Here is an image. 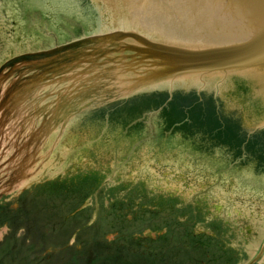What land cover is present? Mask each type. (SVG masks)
I'll return each instance as SVG.
<instances>
[{
  "label": "water",
  "instance_id": "water-1",
  "mask_svg": "<svg viewBox=\"0 0 264 264\" xmlns=\"http://www.w3.org/2000/svg\"><path fill=\"white\" fill-rule=\"evenodd\" d=\"M147 5L160 8L155 17L162 22L153 28L159 32L141 22L151 16ZM114 27L120 28L69 40ZM36 49L28 58L14 56ZM12 56L3 71L0 125L7 132L51 134L38 152L31 145L23 163L17 140L0 142L17 173L2 183L13 189L6 195L39 178L56 145L66 141L106 157L193 164L249 194L264 219L259 156L249 151L232 158L223 137L204 138L170 111L183 99L175 106L180 114L188 110L194 124L198 106L211 103L242 130L245 143L257 127L264 136V0H0V64ZM6 134L0 131L1 139ZM262 243L245 264L261 258Z\"/></svg>",
  "mask_w": 264,
  "mask_h": 264
},
{
  "label": "rangeland",
  "instance_id": "rangeland-1",
  "mask_svg": "<svg viewBox=\"0 0 264 264\" xmlns=\"http://www.w3.org/2000/svg\"><path fill=\"white\" fill-rule=\"evenodd\" d=\"M5 208L14 220L9 264H245L264 238L255 199L193 164L106 157L66 141ZM191 233L222 245L187 251Z\"/></svg>",
  "mask_w": 264,
  "mask_h": 264
},
{
  "label": "trees",
  "instance_id": "trees-1",
  "mask_svg": "<svg viewBox=\"0 0 264 264\" xmlns=\"http://www.w3.org/2000/svg\"><path fill=\"white\" fill-rule=\"evenodd\" d=\"M166 98V96H164ZM163 97V98H164ZM184 102L183 99L178 98L175 99V103H174V107L170 110L172 111L171 114H175V117L178 116L181 119L176 117V121H180L183 122L184 124H182L184 127H189V128H199V131H202L203 134H205V136H203L204 138L206 137V135H210L212 133H215L214 137H223L224 140L228 141L230 143V147L228 149H230V151H232L231 153V157L233 158V156H237V154H243V152H253L256 155L259 156V158H257L260 163L259 167L264 166V136L260 133H254L255 135L251 136L246 142V137L243 136V133L241 132V130L239 129V127H230V122H228L227 120L224 121V127L222 125V123L220 124V120L217 118V116L215 115L214 112V106H212V104L210 103V105H206L205 108H201L200 106L198 111V115L196 116V119L198 120L197 122H195L194 124L192 123H188L187 119H186V115H189L190 112H188V110L183 113L180 114V112L182 111L180 109V107H177L175 105H181ZM197 109V107H196ZM202 116V117H201ZM204 116V117H203ZM173 121V119H172ZM172 123V122H171ZM232 126V125H231ZM190 130V129H189ZM193 130H191L190 132H192ZM189 132V131H188ZM225 132L227 134H225ZM208 138V137H207ZM199 139V138H198ZM201 139V138H200ZM245 143V145H244ZM204 144V143H203ZM200 144L201 147H203L204 145ZM246 148V149H245ZM242 150V152H241ZM254 154L250 155L249 157H252ZM254 160V158L252 159V161ZM244 161V160H242ZM251 164H254L255 166V162H249ZM248 163V164H249ZM242 166H244V164H246V161H244L243 163H241ZM218 220H214L213 224H217L219 223L220 225H218V231H217V235L219 236V234H221V231L224 229V225L223 222L218 221ZM219 242L221 244L220 241L214 240L213 237H211L210 235L208 236L205 233H202L200 235H195L193 233L187 235L186 238V242L183 244V248L187 251L190 252H201V255L206 254V252H210L211 248H212V244L213 243H217ZM222 245V244H221ZM222 249L224 250L223 246L221 247V251ZM233 250V249H232ZM227 251V250H225ZM222 258V257H221ZM203 260V258H200V261ZM228 260V259H227ZM230 262V260H228Z\"/></svg>",
  "mask_w": 264,
  "mask_h": 264
},
{
  "label": "flooded vegetation",
  "instance_id": "flooded-vegetation-1",
  "mask_svg": "<svg viewBox=\"0 0 264 264\" xmlns=\"http://www.w3.org/2000/svg\"><path fill=\"white\" fill-rule=\"evenodd\" d=\"M4 175H6V173ZM3 182H5V180L3 181V179H0V227L6 226L7 230L3 233V238L0 239V264H9L8 261L11 253V244L10 245L8 244L10 239L9 234L11 227H13L14 225V222H12L14 220H12L11 218L12 216H10L9 208H5L9 205V202L11 200V195L10 194L6 195L4 193L6 192V189L1 187V184ZM42 255H40L39 257H42ZM36 263L37 261L29 264H36Z\"/></svg>",
  "mask_w": 264,
  "mask_h": 264
},
{
  "label": "bare ground",
  "instance_id": "bare-ground-1",
  "mask_svg": "<svg viewBox=\"0 0 264 264\" xmlns=\"http://www.w3.org/2000/svg\"><path fill=\"white\" fill-rule=\"evenodd\" d=\"M24 189V187L23 188H21L20 190H18L17 192H19V191H21V190H23ZM17 192H15V193H17ZM15 193H13V194H15Z\"/></svg>",
  "mask_w": 264,
  "mask_h": 264
}]
</instances>
